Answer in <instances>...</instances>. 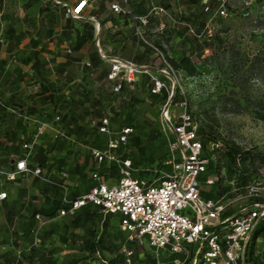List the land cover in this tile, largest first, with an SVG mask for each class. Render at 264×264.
Returning <instances> with one entry per match:
<instances>
[{
    "label": "rangeland",
    "instance_id": "374dc122",
    "mask_svg": "<svg viewBox=\"0 0 264 264\" xmlns=\"http://www.w3.org/2000/svg\"><path fill=\"white\" fill-rule=\"evenodd\" d=\"M62 1H69L68 6L56 7L40 0L25 8V0H0V56L8 50H15L18 56L12 65L4 64L9 59H0L1 85L7 78L1 71L10 70L0 100L27 115L11 114L0 106V164H11L24 154V143L35 141L29 162L42 165L39 177L28 174L2 188L8 199L0 206V264L184 262L186 256L182 254L156 252L147 242L129 241L118 216H104L91 208L81 209L75 216H61L60 186L70 190L68 199L72 200L91 187V172L97 168L105 183L117 184L123 177L125 161L130 162L132 178L153 180L172 138L163 129L160 107L169 96L175 104L184 95L199 121L212 163L201 177L203 196L223 199L230 213L251 209L260 202L264 192V0H132L128 6L123 0ZM79 1H87L79 17L96 14L98 21L106 23L107 30L99 41L105 58L98 51L97 41L74 52V41L61 35L67 16ZM110 3L146 16L143 37L162 52L165 61L150 47L137 43L131 19L111 11ZM222 4L226 16L218 13ZM33 39L39 42L40 67H44L46 57L61 60L68 51L76 54V60L87 61L84 55H94L97 49L99 58L93 71L88 73L81 64L72 69L73 76L84 74L86 80L74 90V97L69 91L61 96L67 106L58 105L57 98L48 101L37 97L31 82L41 78L31 73L20 75L12 69L19 64L18 58L31 53L29 41ZM110 57L138 64L145 72L114 93L107 76ZM21 76L26 83L23 88ZM52 76L46 74L50 83L55 79ZM155 79L164 82L166 89L150 96ZM59 84L51 83L53 87ZM99 98L101 114L92 107ZM63 115L74 116L77 124L67 128L69 123L60 120L67 138H56L53 120ZM103 119L107 120L105 132L100 130ZM125 128L132 132L127 143L115 151L117 161L98 166L92 150H105ZM231 146L240 153L236 164L225 154ZM168 170L160 167L158 174ZM208 176L217 182L205 185ZM259 239L249 264H264V238ZM120 254L124 263L123 258L116 257Z\"/></svg>",
    "mask_w": 264,
    "mask_h": 264
},
{
    "label": "built area",
    "instance_id": "2783aa9c",
    "mask_svg": "<svg viewBox=\"0 0 264 264\" xmlns=\"http://www.w3.org/2000/svg\"><path fill=\"white\" fill-rule=\"evenodd\" d=\"M123 1L127 4L131 0ZM86 3L82 1L70 11V16L79 18ZM111 9L117 14H127L133 22L138 40L165 61L162 52L143 37L146 17H137L128 8L124 9L116 3L111 5ZM218 13L227 15L223 4ZM98 51L105 58L99 46ZM107 59L110 63L108 80L114 93L120 92L124 83L133 84L137 74L145 72L132 62L120 58ZM171 73L174 75L172 69ZM165 89L164 82L153 80L152 95H159ZM160 117L163 129L172 136L165 162L170 168L168 172L153 180L132 178L128 171L130 162L125 161L123 177L114 185L105 183L97 171L93 172L91 179L95 185L75 200L68 199L69 189L64 188L63 203L68 204V208L61 210L60 215L73 216L79 209L91 205L105 215H118L120 228L128 235L129 241L141 245L147 242L149 249L156 252L182 254L186 256L184 262L189 259L190 264H246L252 234L264 218V192L261 201L253 204L251 209L225 217L228 208L223 199H204L201 195L200 177L206 172L209 160L203 156L199 123L190 113L187 98L183 95L174 104L173 97L169 96L160 107ZM55 121H59V118H55ZM106 124L107 120L104 119L101 131H106ZM131 132L130 128H125L117 138L109 141L105 150H92L97 164L116 162L115 151L127 143ZM59 134L57 130L56 135ZM34 145L35 141L25 143V157L14 158L11 164L0 165V206L8 198L7 192L2 189L6 183H14L28 174L40 175V167L31 168L28 164ZM216 181V178H208L205 184L212 185ZM190 245L195 248L190 250ZM184 262L173 260V264Z\"/></svg>",
    "mask_w": 264,
    "mask_h": 264
},
{
    "label": "trees",
    "instance_id": "16d2710c",
    "mask_svg": "<svg viewBox=\"0 0 264 264\" xmlns=\"http://www.w3.org/2000/svg\"><path fill=\"white\" fill-rule=\"evenodd\" d=\"M26 1V3H25V5H24V7L25 8H28V7H30L31 5H33V4H36V3H38L40 0H25ZM44 1H47L48 3H53V5H55L56 7H61L62 6V4H66V6H68V3H69V1H62V0H44ZM132 1V0H131ZM130 1V2H131ZM130 2H128L127 3V6H128V4L130 3ZM112 10V9H111ZM44 11V9H41V12H43ZM113 11V10H112ZM114 12V11H113ZM130 12L133 14V15H135L131 10H130ZM120 17H125V18H129V16L127 15V14H118ZM91 16H93V17H97L98 18V16L96 15V14H93V15H91ZM135 16H137V15H135ZM137 17H146V16H137ZM130 19V18H129ZM82 22H81V20H76V19H73L71 16H67V19H66V28H67V31H65V33H63L62 35L63 36H65L66 38H68L69 36H70V34L71 33H75V35H76V42H75V45L73 46V49L74 50H76V51H79L83 46H84V44L85 43H87L88 41H92L93 40V37H94V27H93V25L91 24H88L87 22L85 23V24H83V28L82 29H79V28H75V26L77 25V24H81ZM99 24H100V41H102L101 39H102V35L104 34V30H105V21H99ZM133 30H134V28H133ZM51 31V30H50ZM50 33V35H52V31L51 32H49ZM134 35H135V32H134ZM136 40H137V43L138 44H141V46H143V47H146L147 45L146 44H144V43H142L141 41H139L137 38H136ZM101 46H102V44H100ZM29 46H30V49H31V53H30V55H28V56H26V57H23L22 59H20V63H22L24 66H26V67H29L30 68V70H32L33 72H39V68H40V59H39V52H38V50H37V48H38V46H39V42H38V40H35V39H33V40H30L29 41ZM139 46V45H138ZM149 47V46H148ZM102 48V47H101ZM153 51V50H152ZM97 59V58H99V55H98V52H97V49H96V52H95V55H92L91 57H90V60H91V63H90V66L92 65V64H94L92 61L94 60V59ZM44 66L46 65V63H44L43 64ZM109 72H110V69H109ZM109 81V80H108ZM110 82V81H109ZM111 83V82H110ZM126 83H124L123 85H125ZM123 87V86H122ZM151 88H152V84H151V86H150V90H149V95L150 96H156V95H152L151 94ZM69 90H70V88H69ZM65 91H66V88H64V89H62V90H58V92H56L55 90H53V89H50V88H48V87H43L42 85H41V90H40V94H48L47 95V97L48 98H51V100L54 98V97H56V96H62L64 93H65ZM40 94H35V95H40ZM166 97V96H165ZM100 98H99V100H95L93 103H92V107L94 108V109H97V110H95L97 113H99V114H101L102 113V111H101V109L100 108H98V104L100 103ZM166 101V99L164 100V102ZM98 103V104H97ZM0 106L2 107V108H4V109H7V105L5 104V103H3L2 101L0 102ZM17 109H18V113L20 114V116H23V117H27V115H25V112L23 111V110H21V109H19L17 106H16V111H17ZM190 113L192 114V116H194L195 117V115L190 111ZM58 118H59V121L60 120H62V121H66V119L68 118V115H63L61 118L59 117V116H57ZM57 117H55V118H57ZM55 118H54V121H55ZM195 119L197 120V118L195 117ZM104 120V119H103ZM59 121H55V123L56 124H59L60 122ZM68 122H70V123H73V124H77V121L75 120V118H74V116H70V118L68 119ZM197 122L199 123V121L197 120ZM76 129H79V126H76ZM59 132L61 133V134H63V135H61V134H59V135H55V137L56 138H67V136L65 135V133L63 132V131H61V130H59ZM202 131H201V128H200V124H199V132H198V134H199V137H200V140H201V142H202V146H203V156L205 157V158H207L208 160H209V163H208V165H207V170H206V172L204 173V174H206L207 173V171L209 170V168H212V163L210 162V158L207 156V152H206V146H205V142H204V140L202 139V133H201ZM29 143V142H28ZM25 144V143H24ZM23 144V145H24ZM34 151V150H33ZM33 153V152H32ZM43 153L44 154H46V152L43 150ZM225 154H226V156L229 158V160L233 163V164H236L237 163V158L238 157H240V153H239V150H238V148L237 147H235V146H231V147H228L227 149H225ZM32 155V154H31ZM31 155H30V157H31ZM168 156V151H167V153H166V155H165V157H164V159H163V161L159 164V168L160 167H163V168H167V166L165 165V162H166V160H167V157ZM23 157H25V152H24V154L22 155V156H19V157H16V158H23ZM30 157L28 158V164H29V166L31 167V168H36V167H40L41 168V173H42V165H37V166H32V165H30V162H29V159H30ZM95 159V158H94ZM95 162H96V164H97V161L95 160ZM0 165H2V164H0ZM98 165V164H97ZM98 166H100V165H98ZM159 168L158 169H156V170H154V172H155V175H154V178H157L158 176H160L161 174H158L160 171H159ZM168 169L170 170V168L168 167ZM168 170V171H169ZM98 172V168L97 169H95V170H92V172H91V174L93 173V172ZM40 173V174H41ZM99 173V172H98ZM161 173V172H160ZM204 174H202V175H204ZM100 175V174H99ZM202 175H201V177H202ZM40 176V175H39ZM39 176H35V177H39ZM201 177H200V183H201ZM208 178H215V177H211V176H208V177H206L205 178V180H204V184H205V181L208 179ZM21 178H19L17 181H19ZM92 180V179H91ZM16 181V182H17ZM244 181L245 180H243L242 182H241V184H243L244 183ZM217 182V181H216ZM216 182H214L212 185H214ZM15 183V182H14ZM95 183V182H94ZM206 185V184H205ZM56 186L57 187H59L60 185L59 184H57L56 183ZM62 189H63V196H62V198H61V206H60V211L61 210H63V209H65V208H68V204H64L63 203V197H64V195H65V191H64V188H66V187H64V186H60ZM88 191H89V189H88ZM71 194V192L69 191V194L67 195V197L69 196ZM8 195V194H7ZM201 195H202V197L204 198V199H212V200H218V199H213V198H210V197H206V196H203V194H202V190H201ZM81 196V195H80ZM79 197V196H78ZM78 197H75V198H73L72 200H70V201H73V200H75L76 198H78ZM8 199V198H7ZM7 201V200H6ZM6 201H4L3 202V204L6 202ZM259 201H261V200H259ZM2 204V205H3ZM1 205V206H2ZM85 208H91V209H93V210H96L97 212H99L100 214H103V213H101L100 212V210H99V208H97V207H94V206H91V205H88V206H86V207H83V208H81V209H85ZM81 209H79L76 213H75V215L81 210ZM231 214H234V213H230L229 212V210H227V212L225 213V217L226 216H229V215H231ZM75 215H73V216H75ZM104 216H118V215H114V214H103ZM119 217V216H118ZM263 220H264V218H263ZM262 220V221H263ZM262 221H260V223L258 224V226L256 227V229L254 230V232H253V234H252V237H251V240H250V242H249V245H248V249H247V253H246V258H245V260H246V264H249V258H250V254H252V252H253V249H254V247H255V245H256V243H257V241H258V239L259 238H261V237H263L264 238V224L262 225L261 224V222ZM119 226H120V217H119ZM168 252V251H167ZM173 255V254H172ZM175 256V255H174ZM116 257H120V258H123V255L122 254H120V255H117ZM173 260H175V259H172V263H173ZM151 262V264H155L156 262H155V260H150ZM125 262V259L123 258L122 259V263H124ZM186 262H187V264H190V260L188 259V260H186ZM17 264H19V263H17ZM109 264H113L112 263V260H111V262L109 263Z\"/></svg>",
    "mask_w": 264,
    "mask_h": 264
},
{
    "label": "crops",
    "instance_id": "0c3cea01",
    "mask_svg": "<svg viewBox=\"0 0 264 264\" xmlns=\"http://www.w3.org/2000/svg\"><path fill=\"white\" fill-rule=\"evenodd\" d=\"M81 2L82 1L77 2V4H75L74 7H72V10L73 9H76L81 4ZM112 4L113 3H110V9H111V5ZM64 5H66V4H64ZM85 6L83 7V10H84ZM83 10L81 11V14H82ZM91 15H93V14H91ZM91 15H89V16H83V17H79V18H73V17L72 18L73 19H76V20H81V22H82L80 25L77 24L75 26V28L82 29L83 28V24H85L86 22L88 24H90V25L91 24L93 25V27H94V37H93V40L92 41H88L84 45H87V44H89L91 42L93 43L94 41H97V43H98L97 46H99L100 49H101V51H102L101 45L99 44V41H100V24H99V21L96 19L97 17H93ZM106 30H107V28H106V23H105L104 33L106 32ZM65 31H67L66 23H65V29L62 32V34L65 33ZM103 35H102V39L101 40H103ZM67 39H69L70 42L71 41H74V43H75L76 42V35H75V33L74 32L71 33L70 36ZM19 49H21V46L19 47ZM75 51L76 50H74V52ZM76 52H78V51H76ZM95 52H96V49L94 51V55H95ZM15 53H16L15 50H13V51L12 50L11 51H9V50L8 51H5V52H3L1 54L0 59L3 60V61H5V59H9L8 61L4 62V64H8L9 63V64L12 65L13 61H16L15 59L18 57ZM92 55L93 54L91 52H88L86 55H84V58L87 61H82V60H80L81 58H77V60H76V57H77L76 54L75 53H72L71 51L66 52V54L63 56V58L61 60L54 61V58L55 57L50 56V59L51 60L48 57H46V65L44 67H40V68H44V71L42 69H39V72L38 73L37 72H33L32 70H30L29 67H26L22 63H20V59L21 58H18V60H19V64L18 65H16V66L13 65L11 67H12V69L16 70L20 75L21 74L22 75H29L31 73L32 75H34L36 77L39 76L41 79L43 78V80L40 79L39 81L34 80L33 82H31L33 84V89L35 91L34 94H40L41 85H42L43 87H48L50 89L55 90L56 92H58V90H62L64 88H66V91H69L72 94L71 96L74 97V95H73L74 90H76L77 88H80L79 83L81 81L86 80V78H84L85 77L84 74L81 75V76L80 75L79 76L78 75L77 76H73L72 69H77L78 66H75V65L76 64H81L82 65L81 68H83L88 73L91 72V71H93L94 70L93 64L90 66V63H91L90 57ZM110 58H116V57H110ZM95 59L92 61L93 63H95ZM135 65L138 66V64H135ZM109 69H110V66H109ZM8 71H10L8 68H7V70H2L1 71L2 74L5 77H7L6 78V81H9V79H10L8 77V74H10ZM46 74H49L51 76L53 75L52 77H54L55 79L52 80L51 83H56L57 84L60 81V84H59L60 86H57L56 85L55 87H53L51 85V83L48 80H46ZM108 74H109V70L107 72V76H108ZM6 81H5V84H3V85H1V83H0V91H2L3 89L6 90V83H7ZM19 81H20V84H21V88H23V86L26 85L25 79L23 78V76H21L19 78ZM27 85H28V83H27ZM31 88H32V86L29 87V89H31ZM69 88H70V90H69ZM9 91H10L11 94L14 93L13 90H9ZM66 91H65V93H66ZM47 95L48 94H45V95L44 94H40V95H37V97H44V98L46 97V98H48ZM56 98L58 99V105L67 106V102L63 98H61V96L58 95V96L54 97V99H56ZM34 99H36V98L34 97ZM50 100H51V98H48V101H50ZM0 102H1V100H0ZM5 110H7L8 112H10L11 114H19L18 113V109H17V111L15 113L13 111H11V110H16V106H8L7 109H5ZM19 116H20V114H19ZM70 116H68V118L66 119V121H63L64 124H66L68 122V119L70 118ZM53 122L55 123L54 120H53ZM68 123H69V125H68L67 128H72L73 127L72 126L73 123H70V122H68ZM57 130H61L62 131V128L60 127V124H56L55 123V128H54L55 135L57 133ZM94 185H95V183L93 182L90 188H92ZM86 192H84V193H86ZM262 239H263V237H262ZM258 240H260V239H258Z\"/></svg>",
    "mask_w": 264,
    "mask_h": 264
},
{
    "label": "bare ground",
    "instance_id": "6f19581e",
    "mask_svg": "<svg viewBox=\"0 0 264 264\" xmlns=\"http://www.w3.org/2000/svg\"><path fill=\"white\" fill-rule=\"evenodd\" d=\"M137 68H139V67H137Z\"/></svg>",
    "mask_w": 264,
    "mask_h": 264
}]
</instances>
